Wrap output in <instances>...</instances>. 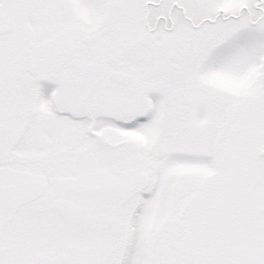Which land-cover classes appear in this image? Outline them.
I'll return each mask as SVG.
<instances>
[{"label":"snow or ice","instance_id":"6c2138e0","mask_svg":"<svg viewBox=\"0 0 264 264\" xmlns=\"http://www.w3.org/2000/svg\"><path fill=\"white\" fill-rule=\"evenodd\" d=\"M0 264H264V0H0Z\"/></svg>","mask_w":264,"mask_h":264}]
</instances>
